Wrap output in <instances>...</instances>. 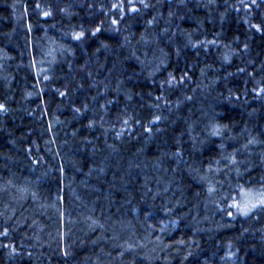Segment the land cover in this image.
<instances>
[{
    "label": "trees",
    "instance_id": "trees-1",
    "mask_svg": "<svg viewBox=\"0 0 264 264\" xmlns=\"http://www.w3.org/2000/svg\"><path fill=\"white\" fill-rule=\"evenodd\" d=\"M0 105V264H264V0H0Z\"/></svg>",
    "mask_w": 264,
    "mask_h": 264
},
{
    "label": "rangeland",
    "instance_id": "rangeland-1",
    "mask_svg": "<svg viewBox=\"0 0 264 264\" xmlns=\"http://www.w3.org/2000/svg\"><path fill=\"white\" fill-rule=\"evenodd\" d=\"M262 201H264V184L259 185L255 189L243 191L240 198L232 202L231 208L235 214L244 217L258 206L264 204Z\"/></svg>",
    "mask_w": 264,
    "mask_h": 264
},
{
    "label": "snow or ice",
    "instance_id": "snow-or-ice-1",
    "mask_svg": "<svg viewBox=\"0 0 264 264\" xmlns=\"http://www.w3.org/2000/svg\"><path fill=\"white\" fill-rule=\"evenodd\" d=\"M80 35H82V33L80 34ZM77 38H79V37H77ZM61 95H63V93H61ZM0 107H3L2 105H0ZM158 119V118H157ZM262 203H264V201H262Z\"/></svg>",
    "mask_w": 264,
    "mask_h": 264
}]
</instances>
